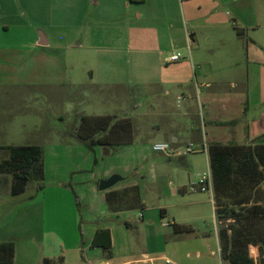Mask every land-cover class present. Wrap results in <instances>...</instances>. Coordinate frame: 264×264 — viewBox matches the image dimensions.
Returning a JSON list of instances; mask_svg holds the SVG:
<instances>
[{"label": "crops", "instance_id": "1", "mask_svg": "<svg viewBox=\"0 0 264 264\" xmlns=\"http://www.w3.org/2000/svg\"><path fill=\"white\" fill-rule=\"evenodd\" d=\"M175 52L183 59L169 63ZM41 100L66 128L47 134L35 118L24 131L48 141L8 142L10 108ZM87 103L131 111L91 114ZM82 116L130 119L133 142L89 150L73 136ZM141 131L172 146L173 154L158 153L167 164L194 163L182 156L192 144L210 171L213 145H264V0H0V164L8 148L23 146L42 148L44 163L43 187L29 193L28 184L17 196L12 175L0 173V243L15 244V264H205L219 256L215 198L192 192L181 171L175 179L163 163L148 167ZM113 176L123 180L101 191ZM15 216L23 225L16 232L5 221Z\"/></svg>", "mask_w": 264, "mask_h": 264}, {"label": "trees", "instance_id": "2", "mask_svg": "<svg viewBox=\"0 0 264 264\" xmlns=\"http://www.w3.org/2000/svg\"><path fill=\"white\" fill-rule=\"evenodd\" d=\"M74 138L89 150L118 146L133 142V126L130 119L116 116H82ZM10 159L0 164V173L12 175L11 193L13 196L23 194L31 181H44L43 150L38 146L11 147ZM211 173L213 176L214 198L216 199L217 219L222 215L220 194H228L231 188L243 187L258 198L250 195L237 201L236 206L247 208L244 215H239L234 222L244 232L233 225H227L219 233L221 250L226 264H257L251 258L248 248L254 240L247 238L249 226L255 221L264 220V145L238 146L213 145L209 148ZM38 181V180H37ZM40 188L43 187L41 184ZM219 203V204H218ZM254 222V224H255ZM231 231V233H230ZM16 246L12 242L0 243V264H15ZM264 256V254H263Z\"/></svg>", "mask_w": 264, "mask_h": 264}, {"label": "rangeland", "instance_id": "3", "mask_svg": "<svg viewBox=\"0 0 264 264\" xmlns=\"http://www.w3.org/2000/svg\"><path fill=\"white\" fill-rule=\"evenodd\" d=\"M42 92L36 91V94L40 95ZM35 96V95H34ZM137 99V98H136ZM136 102V101H135ZM137 102L140 104L142 103V100H140L139 98L137 99ZM48 105L49 103L46 101L41 100V103H35L34 101H27V102H19L16 103L15 105H13L10 109L14 110L15 112V117L13 115V120H14V126L11 128L10 131H8L6 137L7 138H11L14 141H10L8 139V142L10 143H19V144H25L29 142H46L48 141L47 137H40L38 138L39 134H32V131H24V126H26L27 124H30V126L34 125L32 119L35 118L37 119H41V123L37 122L38 124H40L41 128L45 131H47V134H52V132L50 131L51 129H56L59 131H62L63 129L66 128L65 125H62L61 121H55L54 118H52L51 116V111L48 109ZM112 108V109H111ZM86 109L87 112L94 114V113H99V114H106V113H118L121 114L120 112H126L128 114H130V107H126L124 106V109H121L120 107L117 108H113L112 105H108L105 106L103 105L100 109L96 108L95 106H92L90 103H87V105H85L84 108H82V110ZM38 111L39 113L43 114V117H39L35 115H32L31 119L26 121L25 119H23L24 114H22L23 112H30V111ZM57 110H63L65 111V109H62V106H58L55 111ZM122 110V111H121ZM17 112V114H16ZM37 113V112H36ZM41 116V115H40ZM45 120V121H44ZM44 121V122H43ZM153 131H148V132H138L137 134L139 135L140 138V144L143 145L142 148L140 149L141 153H143L144 158H150V159H146L145 160V164L148 165V167H154V163H163L165 164V167L167 168L168 171H170L173 174V178H178L180 176V178L183 177L184 182H186V184H190L192 182H197L200 178L201 175L208 173L210 171L209 165H208V161L206 160L204 155H199V156H193V155H188V159H192L193 161H195L194 163H191L189 165H184V161L182 160H178V158H174V160H172V162L170 164H167V159L165 158L164 155L162 154H156L153 152V147L156 144L153 141V138L158 137V133H152ZM150 134H152V136H149ZM10 135V136H8ZM149 136V137H147ZM152 138V139H149ZM32 144V143H30ZM150 144V145H149ZM134 152L132 149L127 150V155L131 156H135L136 155V148H133ZM126 155V154H125ZM197 157V158H196ZM1 160V158H0ZM152 167V168H153ZM183 174H181V172ZM179 173V174H178ZM182 176V177H181ZM38 180V181H37ZM36 181H31L29 182L28 185V192H31V187L33 185H41L43 184L42 182H40L39 180V176L37 178ZM190 180V181H189ZM262 192L264 191V187L261 188ZM168 194L171 195L172 194V190L168 191ZM168 195V196H169ZM253 195L255 196V198H258L259 195H255L253 194L251 191L246 190L243 187L238 188H231L228 190V194L227 193H221L220 194V204L224 205L226 203V206H222L223 208H220L222 215L219 218V223L218 224V232L220 233V231L224 228H226L227 225H233L237 230L244 232L246 230H244V228L242 229V227L238 226L236 224V222H234V219L236 220L238 218L239 215H244L245 214V210L247 208H242L240 206H236L235 204L237 203V201L241 200L242 198H247L248 196ZM261 197H264L263 194H261ZM216 199H215V203H216ZM219 204V203H218ZM9 208V206H7V209ZM245 209V210H244ZM18 217V216H17ZM15 217H6L5 221H6V226L9 223H12L13 221L15 222V225L10 228L9 230H13L14 232H16L19 228H21L23 225L21 223L22 221V217L17 218ZM0 220H1V207H0ZM255 222V221H254ZM250 225L249 226V233L246 236L247 238H250L252 240H254V242L252 245H250V247L248 248V253L250 255L251 258L255 259L257 264H264V220H260L258 221V223L255 222V224ZM40 218H37L36 220H34V225L36 226V228H39L40 226ZM0 228H1V221H0ZM208 231V233H212V237H214L215 234V227H207L206 229ZM247 232V231H246ZM210 233V234H211ZM231 233V231H230ZM221 259V263L222 264H226L228 263V261L225 259L224 256V252L222 250H220L219 252V256H215L214 258H210L207 259L205 262V264H221L220 263V259Z\"/></svg>", "mask_w": 264, "mask_h": 264}, {"label": "built area", "instance_id": "4", "mask_svg": "<svg viewBox=\"0 0 264 264\" xmlns=\"http://www.w3.org/2000/svg\"><path fill=\"white\" fill-rule=\"evenodd\" d=\"M182 59H183V55L179 52H175L171 54V56L168 58V62L177 63L180 62ZM153 150L157 153H163L167 155L173 154L174 152L172 146L169 143L155 144ZM197 152H198L197 147L191 144L183 150L182 156H188ZM190 190L192 192L199 191L203 193H208L211 195L212 198H214L213 176L211 171L201 175L197 182L191 183Z\"/></svg>", "mask_w": 264, "mask_h": 264}, {"label": "water", "instance_id": "5", "mask_svg": "<svg viewBox=\"0 0 264 264\" xmlns=\"http://www.w3.org/2000/svg\"><path fill=\"white\" fill-rule=\"evenodd\" d=\"M40 39L42 40L43 37V33L40 32ZM41 46H44V43H40ZM123 179L118 177V176H113L108 180L102 181L101 182V186H100V190L101 191H105L108 190L109 188L114 187L116 184H118L119 182H121Z\"/></svg>", "mask_w": 264, "mask_h": 264}]
</instances>
